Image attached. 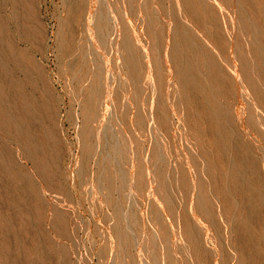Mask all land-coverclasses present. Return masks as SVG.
Wrapping results in <instances>:
<instances>
[{"label":"rangeland","instance_id":"1","mask_svg":"<svg viewBox=\"0 0 264 264\" xmlns=\"http://www.w3.org/2000/svg\"><path fill=\"white\" fill-rule=\"evenodd\" d=\"M0 264H264V0H0Z\"/></svg>","mask_w":264,"mask_h":264}]
</instances>
